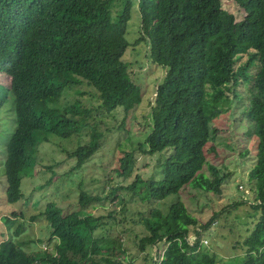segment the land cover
Wrapping results in <instances>:
<instances>
[{"label": "trees", "instance_id": "16d2710c", "mask_svg": "<svg viewBox=\"0 0 264 264\" xmlns=\"http://www.w3.org/2000/svg\"><path fill=\"white\" fill-rule=\"evenodd\" d=\"M114 2L0 0V74L9 79V84L0 85L9 87L16 115V130L6 146L8 204L24 202L22 180L41 161L42 144L52 136L69 139L90 130L95 110L80 100L62 104L65 97L84 96L81 89L86 88L104 113L112 115L121 108L126 117L141 104L142 89L123 60L131 46L126 34L133 2L124 0L115 15ZM236 3L246 14L240 22L223 9L221 0H138L141 31L133 45L144 42L148 60L166 71L150 108L148 149L141 144L138 152L144 156L166 152L158 166L161 179L135 174V153L125 152L115 173L125 181L133 179L131 183L112 187L107 196L82 191L80 211L67 215L49 203L31 217L33 222L43 218L48 223L53 247L38 248L43 240L18 241L26 226L23 211L12 213L16 228L9 227L12 218L5 217L10 238L0 244V264H133L127 261L121 240L105 234L123 221L117 222L113 213L95 216L87 210L108 200L122 203L119 192L147 204L179 196L188 186L222 195L225 178L211 180L204 174L209 154L218 158L209 143L223 133L211 122L219 115L223 86L244 83L252 95L245 115L257 138L256 162L248 177L255 192L251 207L259 218L243 243L234 245L244 248L235 264H264V0ZM1 89L0 109L8 97ZM91 130L88 140L68 154L77 160L76 170L102 148L103 133ZM218 216L202 223L181 198L167 213L153 208L139 221L146 234L137 249L143 254L157 250L151 264H219L216 253L203 244V234ZM160 243L165 246L162 255ZM28 244L35 250L27 251ZM144 260L148 263V255Z\"/></svg>", "mask_w": 264, "mask_h": 264}, {"label": "rangeland", "instance_id": "374dc122", "mask_svg": "<svg viewBox=\"0 0 264 264\" xmlns=\"http://www.w3.org/2000/svg\"><path fill=\"white\" fill-rule=\"evenodd\" d=\"M124 0H115L114 15L122 10ZM133 8L131 21L128 26L126 39L131 44L123 60L130 64V73L133 80L142 89V102L126 117L124 110L118 108L112 115L99 109L100 102L88 94L84 96L72 94L62 100V104L73 103L80 100L85 107L95 110L90 130H84L82 135H75L69 139L52 136L50 142L39 148L38 157L41 158L29 175L22 180L24 202L8 204L6 202L5 160L6 146L16 130V115L12 108V96L8 91V76L0 74V95L2 88L8 94L7 101L0 109V244L10 238L8 226L17 227V221L11 216L21 211L25 214V231L18 239L20 242H33L43 240L38 248H47L50 229L43 218L33 222L31 217L39 214L49 203L56 204L64 214L80 211L79 196L82 191L90 195L107 196L110 189L119 184L126 185L133 179L125 181L117 176L115 171L119 167V160L125 152L135 153L136 172L144 179H161L158 166L164 160L166 152L155 156H144L138 152L139 145L145 144L151 133L150 108L154 103L156 88L165 77L166 71L151 63L147 58V48L144 42L133 45L139 39L141 31V13L138 0H131ZM224 10L234 15L240 22L246 16L238 6L236 0H221ZM6 76L5 78L3 77ZM211 87V86H210ZM225 95L218 104L219 115L212 119L211 124L222 130L210 141L209 146L217 150L218 158L209 154V165L204 174L211 180L224 177L222 195L206 193L188 186L179 196H170L164 201L143 203L139 198L128 193L119 192L123 199L116 205L108 200L102 206L96 205L87 211L95 216L107 217L113 213L120 227H114L111 232L105 233L108 237L121 240L127 250V261L133 264H146L144 260L148 255V263L156 260L157 250L148 249L147 253H140L137 249L139 240L146 234L145 229L139 225L141 216H148L151 209H160L167 213L169 207L179 198L184 202L188 212L202 223H207L215 213H219L218 220L203 234L204 248L217 255L219 264H235L243 256V249L236 243L248 237L258 220L257 213L252 209L255 198L253 184L249 181L250 169L255 165L257 138L252 133L254 126L246 117L250 109L251 88L246 83L235 86H223ZM95 129L103 133L102 148L81 168L76 170L77 160L69 158L68 154L74 152L79 144L88 140V134ZM85 141V142H84ZM49 167H53L51 170ZM240 204L237 207L234 205ZM256 216V219L254 218ZM5 217H11L7 224ZM108 221V220H106ZM111 224L112 222L109 221ZM50 228V227H49ZM194 243L195 237L189 238ZM46 244V245H45ZM53 247L54 243L49 244ZM161 255L165 250L163 243L159 244ZM27 251L35 250L33 244L26 246ZM156 251V252H155Z\"/></svg>", "mask_w": 264, "mask_h": 264}]
</instances>
